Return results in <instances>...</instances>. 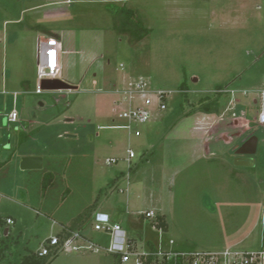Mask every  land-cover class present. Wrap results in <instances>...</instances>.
Wrapping results in <instances>:
<instances>
[{
	"label": "rangeland",
	"instance_id": "374dc122",
	"mask_svg": "<svg viewBox=\"0 0 264 264\" xmlns=\"http://www.w3.org/2000/svg\"><path fill=\"white\" fill-rule=\"evenodd\" d=\"M109 3L138 10L149 33L136 41L114 29ZM51 35L72 51L59 79L77 89L35 93L30 61L39 37ZM21 73L28 80L23 85L14 79ZM140 78L152 117L130 129L106 127L124 123L117 111L127 105L128 82ZM263 79L264 0H0V218L14 219L0 227L9 230L1 264H17L75 218L85 220L81 233L106 246L92 226L96 211L117 213L113 219L135 246L138 241V251H148V241L215 251L240 237L247 251L262 247L264 128L256 119ZM111 82L122 91L104 94ZM183 82L188 102L179 90ZM218 86L228 91L213 93ZM158 90L166 94L163 110L153 96ZM204 95L217 97L215 116L228 136L237 118L259 139L255 166L244 167L240 177L222 155L234 151L231 144L215 140L210 150L222 159L213 162L194 155L201 141L191 132L198 115L186 113ZM13 107L16 123L7 121ZM127 148L134 153L129 168ZM25 154L40 157L42 166L23 170ZM110 158L116 162L108 164ZM147 209L164 214L168 230L153 228L155 216L137 213ZM86 245L63 246L50 264H110L111 254ZM124 264H134L133 258Z\"/></svg>",
	"mask_w": 264,
	"mask_h": 264
},
{
	"label": "built area",
	"instance_id": "2783aa9c",
	"mask_svg": "<svg viewBox=\"0 0 264 264\" xmlns=\"http://www.w3.org/2000/svg\"><path fill=\"white\" fill-rule=\"evenodd\" d=\"M59 50L60 42L55 37L50 36L45 40L38 41L36 69L38 82L35 93H42L44 90L40 86L42 79L58 78L57 76L60 70ZM128 83L133 88L127 90L124 89V93L127 94V96L123 97V101H127V105L124 108L119 109L116 114V118H119L124 123L109 125L106 127L130 129L132 123L145 122L152 117L153 113L150 108L152 99L151 96H149L146 82L140 78L133 82L129 81ZM121 89H115V92H121ZM214 91L216 93H225L228 89L220 87ZM234 91L235 90L230 89V93H233ZM153 94L158 101L156 103L157 109H165V103L163 102V97L166 95L165 92L158 90ZM257 97L259 111L256 122L264 127V90L259 94L257 93ZM17 119L18 113L14 107L9 111L7 121L10 123H16ZM134 134L139 135L140 133L136 130ZM126 152L127 154L124 159L128 163L129 168V163L131 158L134 157V153L131 148H127ZM106 162L108 164L116 162V159L110 158L107 159ZM139 214H144L145 217L148 218L155 216V213L152 210L140 211ZM92 218L93 229L102 234L108 235L109 241L106 246H101L86 239L84 234L79 230H68L67 235L62 239H59L56 235L47 238L46 242L41 244L38 248V254L49 255L52 252L57 253V251L63 246L67 245L74 249L79 242H85L88 243V245L85 246L86 248L102 249L106 253L116 255L119 258L120 263H125L130 258H133L134 264H264V248L262 247L255 251H238L233 249H224L220 251H175L162 249L158 246L156 250L138 251L124 227L119 222L113 220L109 213L96 211ZM13 222L14 221L11 217H5L3 220L0 218V226L2 225L1 223L5 226H9L13 224ZM153 228H156L154 224ZM156 229L161 230L158 228ZM169 243H172V240H170ZM148 256L155 257L157 262L154 263L153 259L148 262Z\"/></svg>",
	"mask_w": 264,
	"mask_h": 264
},
{
	"label": "crops",
	"instance_id": "0c3cea01",
	"mask_svg": "<svg viewBox=\"0 0 264 264\" xmlns=\"http://www.w3.org/2000/svg\"><path fill=\"white\" fill-rule=\"evenodd\" d=\"M32 30H30V31H32ZM20 34L21 35H20L19 39L22 40L23 39L22 32H20ZM48 37H50V36H47L46 38H48ZM52 37H54V36H52ZM40 39L41 40H45V39H43V37H39L38 41ZM58 40H60V39H58ZM37 48H38V42H37ZM19 52L22 53V54H24L23 53V50H19ZM71 52H72L71 50H68V49H65L64 48L63 43H60V50H59V66H60V70H59V73H58V76H57L58 78L59 77L62 78L63 73H64V56L67 55V54H69V53H71ZM26 59L27 58H25V61H26ZM19 62L21 63L22 60L19 61ZM30 62L33 64V66L35 65V68L37 69V50H36V53L33 55L32 61H30ZM14 79H16V81L19 83V85H23V83L25 81H28L26 79V77H25V74L23 75L22 73L20 74L19 77L14 78ZM92 83L93 84H97L96 80H93ZM262 85H264V79H263ZM109 86H110L109 89L107 90V92H104V94H110V95L113 96V93H115V90H114L115 89V83L114 82H111ZM25 87H27V85H25ZM71 89H77V86H73ZM71 89H68V90H71ZM242 92H244V91H242ZM245 92H246V90H245ZM15 94L16 93H14V95ZM106 99H107V97L105 95H103L100 98H98L99 105L101 104V107L106 102ZM112 103H113V100H112ZM195 114H197L198 117L195 120V124H194V127H192L191 132H193V134L197 135V137L201 141H200L199 146H198L200 150H196V153H194V155L198 154V156L200 158H203L204 157V158H206V160L208 162L209 161L211 162L212 160L222 159V158H220L221 155L218 152H215V151H211L210 150V149H212L214 147L215 140H222V141H224V142H226L228 144H231L232 149L234 150V148H236V143L240 142V140L243 141L246 137H248L250 135H253V134H249V135L246 134L247 133V129H248V124H249L246 120H241V119H237V118H234L232 120V122H231V124L229 126H231V128L235 129L236 131L233 134V137H230V136H228L225 133L226 132V126L227 125L226 124H223V126L220 125V123L218 122V119L215 116V112H213V113H203V112L197 111ZM231 115L234 117L233 113ZM219 116H222V115L220 114ZM259 126H261V125H259ZM261 127H263V126H261ZM258 143H259V139L257 141V145H258ZM257 145H256V148H257ZM255 152H256V150H255ZM255 152L254 153H250V154H248V153L236 154L235 151H233V152L230 151V152H226V153H224L222 155L223 156L224 155L227 156L226 157V161L227 162H228V159L229 158L231 159V165H233L232 169L234 171L235 170L238 171V176L240 177V176H242V175L245 174L244 173V169H245L244 167H250L251 168V167H254L255 166V160L253 158V155L255 154ZM42 162H43V160L40 157H37L36 155H26L25 154V155H23V157L21 159V164H22L21 165V168L23 170H29V171H31L32 169L40 168L42 166ZM234 167H241V168L234 169ZM209 169L211 171L213 170L212 167H210ZM246 174H247V178H249L248 177V175H249V172L248 171H247ZM260 182H262V179L260 180ZM263 194H264V192H263ZM147 210H151V209H147ZM144 211H146V210H144ZM139 212L140 211H138L137 213L139 214ZM107 213L110 214V216H111L112 219L117 215V213H111V212H107ZM141 215H144V214H141ZM161 215L164 217V220L167 223L166 230H168V222H167V219H166V217H165L164 214H161ZM9 217H11V216H9ZM13 221H14V219H13ZM6 229H8V228L6 227ZM4 231H5V229H4ZM6 233H7V231H6ZM98 234H99V237L106 238L107 244H108V241H109L108 235L102 234L100 232ZM84 236H85L86 239L90 240L89 237L86 234H84ZM129 238L133 242V238H131L130 236H129ZM261 240H262V248H264V234H263V237L261 238ZM90 241H92V240H90ZM236 241H237L236 243H230L231 245L229 244V247H225L223 249L221 247L220 248L222 250H224V249H233V250H238V251H247L245 249V247H243L244 246L243 245L244 243L242 242L243 241L242 237L238 238ZM92 242H94V241H92ZM94 243H96V242H94ZM137 243H138V241H136V247H137ZM168 244H172V243H169L168 242ZM147 245L149 246V250H156L158 248V246H160L162 249H166V250L195 251V250L174 249L173 247H171L169 245L167 247H164V246H162L160 244H158L157 247H154L152 244L149 243V241L147 242ZM221 249L218 248L215 251H220ZM201 251H203V250H201ZM204 251H209V250H204ZM116 260H117V256L111 254L110 264H116ZM119 264H124V263H119Z\"/></svg>",
	"mask_w": 264,
	"mask_h": 264
},
{
	"label": "trees",
	"instance_id": "16d2710c",
	"mask_svg": "<svg viewBox=\"0 0 264 264\" xmlns=\"http://www.w3.org/2000/svg\"><path fill=\"white\" fill-rule=\"evenodd\" d=\"M107 9L111 13L112 16V27L116 29L117 31L128 33L131 37H133L136 41L141 40L144 38L150 31L149 28L145 27L141 16L138 12V10L134 8L127 7L124 3L116 4V3H109L107 5ZM220 88V86L216 87ZM215 89V90H216ZM180 93L183 96V99L185 102H188L189 96H188V87L183 82L179 85ZM213 93H216L215 91ZM165 97H163L164 99ZM192 110L188 111L186 115H189L194 112H203V113H213L216 112V109L218 107V99L216 96H201L199 97L195 102L192 104ZM3 163L0 162V166ZM49 179H51V175L46 176ZM46 184H44L43 188H46ZM85 220H79L78 218L73 219L68 225L63 226L61 231H59L56 236L60 239H62L65 235H67L68 230H80L82 228V225L84 224ZM1 228L5 225L1 223ZM153 224L156 228L161 230H166L167 223L164 220V217L161 214H157L155 216V219L153 221ZM8 229L7 233L5 234V231L0 232V264L2 259L6 257L5 251H4V244L2 241L3 236L8 235ZM55 252L50 253L49 255H39L38 250L37 251H29L23 254L17 264H50L52 258L55 256ZM154 260V263L157 262V259L153 256H148L147 261ZM119 258L117 257L116 264H119ZM6 264H12L10 261H8Z\"/></svg>",
	"mask_w": 264,
	"mask_h": 264
},
{
	"label": "water",
	"instance_id": "95a60500",
	"mask_svg": "<svg viewBox=\"0 0 264 264\" xmlns=\"http://www.w3.org/2000/svg\"><path fill=\"white\" fill-rule=\"evenodd\" d=\"M40 86L44 90H63V89H71L73 86L67 83L64 80H61L59 78L54 79H42L40 82ZM257 137L255 135H250L246 137L242 143L235 148L236 154H244V153H254L256 150L257 145ZM7 229L5 228V234Z\"/></svg>",
	"mask_w": 264,
	"mask_h": 264
},
{
	"label": "flooded vegetation",
	"instance_id": "af4514ba",
	"mask_svg": "<svg viewBox=\"0 0 264 264\" xmlns=\"http://www.w3.org/2000/svg\"><path fill=\"white\" fill-rule=\"evenodd\" d=\"M242 143V142H241ZM239 146V145H238ZM238 146H236V147H238ZM234 151H235V148H234Z\"/></svg>",
	"mask_w": 264,
	"mask_h": 264
}]
</instances>
